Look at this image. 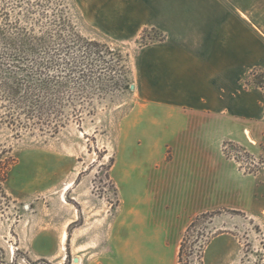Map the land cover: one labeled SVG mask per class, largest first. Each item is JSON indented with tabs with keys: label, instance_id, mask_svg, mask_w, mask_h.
<instances>
[{
	"label": "crops",
	"instance_id": "crops-1",
	"mask_svg": "<svg viewBox=\"0 0 264 264\" xmlns=\"http://www.w3.org/2000/svg\"><path fill=\"white\" fill-rule=\"evenodd\" d=\"M83 5L86 12L111 13L125 39L134 40L144 28L162 34L161 40L133 53V92L140 103L127 125L132 130L145 122L157 129L158 137L151 143L153 154L132 167L123 166L110 230L106 213L97 233L82 223L68 234L70 224L85 220L79 196L91 197L96 205L93 185L76 182L68 190L74 208H66L68 216L50 211L56 222L43 228L47 237L31 241L46 251L33 256L52 262L65 245L72 261L77 260L74 264H85L92 243L97 247L95 264H177L179 244L194 218L219 210L243 211L254 193V179L223 157L221 143L209 138L205 122L244 121L242 134L252 143L256 140L248 135L253 128H264V92L246 88L244 78L252 69H264V35L245 16L231 14L214 0H97ZM122 187L133 193L128 204L120 202ZM104 209L100 207L101 217ZM21 216L15 227L31 225L35 230L26 214ZM3 219L2 251L11 234ZM59 222L65 232L59 231ZM17 239L20 243V234ZM217 240L228 243L225 233L211 242ZM221 251L225 254L228 248Z\"/></svg>",
	"mask_w": 264,
	"mask_h": 264
},
{
	"label": "rangeland",
	"instance_id": "rangeland-1",
	"mask_svg": "<svg viewBox=\"0 0 264 264\" xmlns=\"http://www.w3.org/2000/svg\"><path fill=\"white\" fill-rule=\"evenodd\" d=\"M214 1L231 14L245 16L249 25L264 35V0ZM36 3L37 0H0V8H12L13 15ZM84 3L93 4L97 0H67V3L54 0V6L61 4L59 7H65L68 19L82 37L97 40L125 56V81L118 82L115 78L103 90L104 94L95 96L92 106L85 108L80 120L71 118L54 135L26 133L16 138L12 131L0 127V174L7 171L5 180L0 176V219L4 220L5 216L11 231L7 249H0V264H74L65 252V245L52 262L35 260L33 256L36 251H46L42 244L34 248L31 241L47 237L41 232L56 222L50 211L64 213L67 207L73 209L75 205L68 190L76 182H86L93 185L90 192L96 205L92 204L91 197L80 195L85 220L70 224L66 230L70 234L74 227L76 229L81 224L79 227L82 228L83 223L85 229L97 233L98 223L103 221L106 213V229L110 230L112 221L109 215L118 203L117 185L122 184L123 166L132 167L154 152L151 143L158 137L157 129L145 122L137 129H127L130 125L128 118L135 105L140 103L133 92L132 58L136 49L159 41L163 36L158 31L144 28L134 40L125 39L114 26L111 13L83 11L87 7H83ZM244 84L246 88H261L264 92V69H252L244 78ZM262 111L264 125V106ZM206 124L209 138L221 143L219 149L223 157L243 175L254 179V193L246 200L243 211L219 210L212 218L196 222L185 235L180 264H264V128H253V133L248 135L256 139L252 143L242 134L246 127L244 121L210 119ZM166 153L169 156V151ZM121 189L120 202L128 204L133 193L126 192L124 187ZM100 207L106 209L101 213L102 217L98 214ZM22 213L26 214L30 224L36 225L35 230L31 225L15 227L23 219ZM64 215L68 216L67 213ZM61 222L58 224L60 229L63 228ZM64 229L59 231L65 232ZM222 233L227 235L228 243L226 240L211 242L213 237ZM201 234L205 243L202 260H199L190 254L194 251L193 243ZM94 240L92 234L91 241L95 243ZM226 248L228 252L224 254L221 250ZM96 249L91 243L85 264H95Z\"/></svg>",
	"mask_w": 264,
	"mask_h": 264
},
{
	"label": "trees",
	"instance_id": "trees-1",
	"mask_svg": "<svg viewBox=\"0 0 264 264\" xmlns=\"http://www.w3.org/2000/svg\"><path fill=\"white\" fill-rule=\"evenodd\" d=\"M43 1L37 0L15 15L12 8H0V127L12 131L16 138L26 133H58L71 118L80 120L85 108L91 107L95 96L104 94L115 78L122 82L127 74L125 56L82 37L64 6H54V0ZM6 172L0 174L2 180ZM212 215L201 214L187 226L177 264L186 233ZM203 237L197 236L190 254L199 260Z\"/></svg>",
	"mask_w": 264,
	"mask_h": 264
},
{
	"label": "water",
	"instance_id": "water-1",
	"mask_svg": "<svg viewBox=\"0 0 264 264\" xmlns=\"http://www.w3.org/2000/svg\"><path fill=\"white\" fill-rule=\"evenodd\" d=\"M131 89H133V86H131ZM73 260H74V263H76L77 260L76 259H73Z\"/></svg>",
	"mask_w": 264,
	"mask_h": 264
}]
</instances>
